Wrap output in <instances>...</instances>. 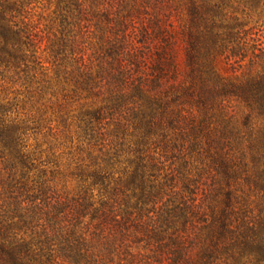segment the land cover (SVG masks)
I'll list each match as a JSON object with an SVG mask.
<instances>
[{"label": "trees", "instance_id": "16d2710c", "mask_svg": "<svg viewBox=\"0 0 264 264\" xmlns=\"http://www.w3.org/2000/svg\"><path fill=\"white\" fill-rule=\"evenodd\" d=\"M42 1L0 0V82L27 92L21 109L43 107L11 119L19 104L0 96V264H264V46L243 29L264 0H156L185 12L173 82L166 46L146 57L136 0L115 15L109 0H56L44 24ZM221 57L241 71L225 75ZM72 104L88 142L77 148L64 133ZM41 128L46 147L29 151L26 133ZM145 232L159 245H128Z\"/></svg>", "mask_w": 264, "mask_h": 264}, {"label": "rangeland", "instance_id": "374dc122", "mask_svg": "<svg viewBox=\"0 0 264 264\" xmlns=\"http://www.w3.org/2000/svg\"><path fill=\"white\" fill-rule=\"evenodd\" d=\"M49 3V0H43L41 4H38L37 7L35 8V20H40L41 23H47L48 18L50 17L51 13L55 10V3L56 0H50L51 2ZM124 1V0H122ZM134 0H128V2H131ZM137 6L140 7V12L137 13L134 12L133 15L138 16V32L140 33L139 35L141 36V33H144L146 30L148 31V35L145 36V39L147 40V43L149 44L148 47L151 50L147 49L146 52V57L148 58L149 61H151L154 58V53L156 52V49L158 48V43H160L162 46H166L167 50L165 52L166 54V59H169V62L167 63V71H168V76L170 77L169 82H173L171 78L175 77V73H179V77H182V73L184 71L185 65V44L182 40V34H181V29L183 27V21H181V17L183 14L185 15V12L176 6L174 4H167L166 2L162 3H157L156 0L149 1L148 3H143L140 0H136ZM119 5L121 4V0H109L107 2H103L102 7L106 10H108L112 15H115L119 13ZM136 7V6H135ZM134 7V8H135ZM131 8V7H130ZM128 8V9H130ZM121 9V8H120ZM231 11V10H230ZM262 11L263 8H259L254 15H252L251 18H244L246 20L247 26H245L243 29H249L250 30V36L258 38L262 45L264 46V18L262 17ZM103 22L105 20L103 19ZM157 26L159 27V33H156V28ZM130 30V29H129ZM128 30V31H129ZM81 35L80 37L82 38L83 42H86L89 40L87 34H84L85 32H80ZM168 42V43H167ZM44 49V45L41 47ZM150 51V52H149ZM174 51V53L172 52ZM174 56L172 62L171 56ZM235 60V59H234ZM171 61V62H170ZM233 60L231 61H225L223 57H221L218 61V67L223 72L225 75H231L232 74V69L236 68L234 71H238V73L241 71V68L239 67V64H235L233 67H230V63H232ZM3 70V67L0 66V71ZM169 82H165L164 86H167ZM8 86V90L5 89ZM0 96L5 97V101L10 102V103H17L19 105L13 106L12 111L9 114V117L11 119H29L32 120L33 116L36 117L38 115V108L41 105V103L38 104L37 108L32 107L28 108L26 107L25 109H21L22 102L26 100V97H28L27 92L19 87V86H13L12 88L9 85L3 84V82H0ZM79 106L78 104H72L70 108L68 109V121H67V128L65 129L64 133L66 135L70 136L73 139V142L69 144L67 143L66 147H72L77 148L78 145H81V143H85L86 145L88 144L87 141H81L80 138L77 136V124L72 118L73 115L77 114V109ZM42 105L40 107V110L42 109ZM227 111L229 115H235L238 119L243 117L244 115V107L243 105L239 104L235 100H231L229 103H227ZM47 115H50V112L47 113ZM118 119V120H116ZM119 120H123L121 116L115 117V119L104 123L106 128H109V131L114 130L115 126L118 124ZM53 124H57V122H54ZM257 124H261V121H258ZM46 128H41L38 130H29L26 135H25V142H26V147L29 151H37L39 148V145L42 148H45L46 145L43 144V141L45 140V135H46ZM61 131H63V128L59 129L58 134L59 137L61 136ZM60 132V133H59ZM152 149V148H151ZM61 151L66 152V149H61L59 150V153ZM127 151V150H126ZM159 151V150H158ZM130 154L127 152L123 153L122 158H121V163L117 166V170L122 171L124 168H127L128 163L126 161L127 157H129ZM66 157L63 158V162L65 161ZM2 162V158L0 157V163ZM168 169L172 171L173 173H176V168H178V171L184 173V174H190L192 176L195 175V169L193 166H189L187 168L183 167L181 168V164L177 161H168L166 163ZM180 169V170H179ZM116 176H120L118 172H116ZM205 179V178H203ZM210 180H208V183ZM179 188L183 187V184H178ZM1 188V186H0ZM253 199V198H252ZM145 222H147V219H144ZM148 227L151 228L152 224L148 223ZM148 228V229H149ZM112 231L114 232V235L118 233L119 231L127 232L130 235H134V225L129 226L126 229L120 228L117 225L115 227H111ZM112 231H105L104 237L101 238L95 245H105V239H112L110 235H113ZM108 233V234H106ZM129 235V236H130ZM129 237V243L128 245H159L158 242L155 240H152L149 233L145 232L143 241L139 243H135L133 238ZM133 237V236H132ZM132 241V242H131ZM134 241V242H133Z\"/></svg>", "mask_w": 264, "mask_h": 264}]
</instances>
